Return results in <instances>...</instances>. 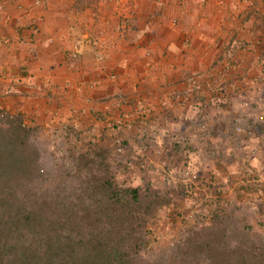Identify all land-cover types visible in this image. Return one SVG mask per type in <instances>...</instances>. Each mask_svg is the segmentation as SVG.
Here are the masks:
<instances>
[{
    "label": "crops",
    "instance_id": "crops-1",
    "mask_svg": "<svg viewBox=\"0 0 264 264\" xmlns=\"http://www.w3.org/2000/svg\"><path fill=\"white\" fill-rule=\"evenodd\" d=\"M225 55L230 75L263 62L264 0H0V110L22 122L78 112L93 136L141 107L176 119Z\"/></svg>",
    "mask_w": 264,
    "mask_h": 264
},
{
    "label": "rangeland",
    "instance_id": "rangeland-1",
    "mask_svg": "<svg viewBox=\"0 0 264 264\" xmlns=\"http://www.w3.org/2000/svg\"><path fill=\"white\" fill-rule=\"evenodd\" d=\"M220 66L225 68L219 63L217 74L206 85L199 82L197 88L207 87L205 93L200 91L189 105L186 100L176 119L173 113L153 119L141 107L133 120L102 127L93 136L87 135L88 126L79 127L78 112L71 114L70 124L26 119L23 125L30 134L26 142L33 149L25 155L36 158L44 176H52L49 188L61 186V177H56L64 176V187L71 194L86 191L88 197L96 186L92 179L99 178L110 179L116 189L148 182L163 192L165 208L143 215L146 246L139 258L144 264H211L210 254H231L238 246L260 247L264 244V119L259 117H264V78L256 75L262 63L242 75H219ZM202 96L208 101L202 102ZM10 115L18 117L16 111ZM156 119L172 123L166 134L161 125L152 124ZM1 122L7 125L0 139L8 143L13 139L11 124ZM161 135L168 141H161ZM14 140H20L17 147H26L21 138ZM148 169L147 181L143 176ZM195 235L213 236L222 243L212 250L187 251L183 243ZM185 251L189 258L175 257Z\"/></svg>",
    "mask_w": 264,
    "mask_h": 264
},
{
    "label": "trees",
    "instance_id": "trees-1",
    "mask_svg": "<svg viewBox=\"0 0 264 264\" xmlns=\"http://www.w3.org/2000/svg\"><path fill=\"white\" fill-rule=\"evenodd\" d=\"M1 121L11 124L8 130L13 131V139L8 143L2 140L7 124ZM23 123L0 110V264H144L139 258L146 246L143 215L165 208L163 192L148 182L116 189L110 179L99 178L92 179L96 186L87 197L86 191L68 193L64 176L56 177H61V186L49 188L52 176H44L36 158L25 155L33 147L26 142L30 134ZM15 138H21L26 147H17L20 140ZM150 173L148 169L145 180ZM221 243L213 236L195 235L183 245L187 251L203 252ZM187 251L175 257L187 259ZM209 258L211 264H264V244L238 246L231 254H210Z\"/></svg>",
    "mask_w": 264,
    "mask_h": 264
},
{
    "label": "built area",
    "instance_id": "built-area-1",
    "mask_svg": "<svg viewBox=\"0 0 264 264\" xmlns=\"http://www.w3.org/2000/svg\"><path fill=\"white\" fill-rule=\"evenodd\" d=\"M197 1H198V3H199L200 5H202V6H206V5H208L209 3H211V1H214V0H197ZM219 1H221V0H219ZM223 58H225V60H223L222 65H223L225 68H223L222 66H220V68H222V69H221L219 75L225 76V75H228L227 73H229V75H230L231 71L234 69V66H233V65L231 64V62L228 60V56H227V55H225ZM260 75L264 78V61L262 62V67H261V73H260ZM196 83H197V81H196ZM188 102H189V101H188ZM246 103H247V102H246ZM221 108H222V107H217L216 109H220V110H221ZM259 119H264L263 115H261V116L259 117ZM262 124H263V123H262ZM239 128H240V127H239ZM239 128H238V130L240 131V133L243 132V129H242V128L239 129ZM62 130H67V127H66L65 129H62ZM250 134H251V133H250ZM186 174H189V173H186Z\"/></svg>",
    "mask_w": 264,
    "mask_h": 264
}]
</instances>
